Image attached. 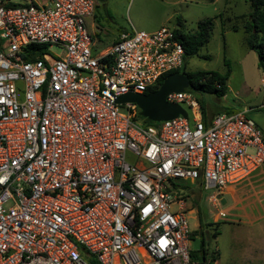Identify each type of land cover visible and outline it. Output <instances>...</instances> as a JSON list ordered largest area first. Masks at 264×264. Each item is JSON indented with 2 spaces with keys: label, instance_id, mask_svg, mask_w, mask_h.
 I'll use <instances>...</instances> for the list:
<instances>
[{
  "label": "built area",
  "instance_id": "1",
  "mask_svg": "<svg viewBox=\"0 0 264 264\" xmlns=\"http://www.w3.org/2000/svg\"><path fill=\"white\" fill-rule=\"evenodd\" d=\"M97 1L0 0V264H199L170 181L245 179L264 133L246 111L144 124L118 97L180 69L184 46L162 26L95 51ZM167 100L199 109L189 88Z\"/></svg>",
  "mask_w": 264,
  "mask_h": 264
},
{
  "label": "rangeland",
  "instance_id": "2",
  "mask_svg": "<svg viewBox=\"0 0 264 264\" xmlns=\"http://www.w3.org/2000/svg\"><path fill=\"white\" fill-rule=\"evenodd\" d=\"M249 11L246 0L97 1L94 14L106 32L97 35L96 51L110 44L119 31L153 32L162 26L174 28L179 23L185 31L193 32L198 22L211 18L214 21L212 37L198 55L188 59L187 71L225 74L229 70L228 88L224 95L219 96L190 87L189 91L202 101L205 111L203 114L200 105L199 109L187 107L189 120L192 123L195 114L201 119H209L218 111H246L264 133V74L258 66L256 51L244 42L241 19ZM228 16L233 20H228ZM90 19L87 18V24ZM233 25L239 29L234 31ZM53 51L62 52L58 46H54ZM120 110L127 112L124 107ZM170 184L174 189L172 196L182 197L187 206L191 249L199 250L204 241L209 255L216 253L220 264H260L254 258L257 241L264 236V229H261L262 226L264 228V207L261 205L263 201L256 197L258 190L242 194L233 189L237 184H227L223 188L222 202L212 198L218 191L216 188H206L198 181L173 179Z\"/></svg>",
  "mask_w": 264,
  "mask_h": 264
},
{
  "label": "trees",
  "instance_id": "3",
  "mask_svg": "<svg viewBox=\"0 0 264 264\" xmlns=\"http://www.w3.org/2000/svg\"><path fill=\"white\" fill-rule=\"evenodd\" d=\"M214 1V0H212ZM249 3L250 11L241 16L242 27L244 29V42L248 48L256 51L258 56V66L264 74V0H246ZM234 30H238L239 26L233 25ZM214 29L213 19H206L198 22L197 29L195 31H185L180 28L175 29L177 38L182 42L185 49V61L180 69L171 71L162 77H160L153 88L149 89L147 93L157 90L165 77L170 73L184 72L190 78L191 89L195 91H202L207 93H216L221 96L227 91V79L229 75V70L225 74H220L216 71H187V61L190 57L199 54V50L205 46L211 39ZM1 44V43H0ZM42 44H31L26 49L27 53L24 54V58L27 60H32L33 58L40 56L43 52ZM202 113L204 114V104L198 99ZM139 119L142 120L144 124H153L154 122L144 117L142 111L139 110ZM206 121V119H204ZM191 261L199 264H218V255L209 252L204 246V241H202L199 250L190 251Z\"/></svg>",
  "mask_w": 264,
  "mask_h": 264
},
{
  "label": "water",
  "instance_id": "4",
  "mask_svg": "<svg viewBox=\"0 0 264 264\" xmlns=\"http://www.w3.org/2000/svg\"><path fill=\"white\" fill-rule=\"evenodd\" d=\"M190 87V78L186 73H170L157 90L145 94H123L118 97L117 102L120 104L127 102L137 104L143 116L154 122L173 119L180 115L188 119L187 109L180 103L169 102L167 96L174 92H184Z\"/></svg>",
  "mask_w": 264,
  "mask_h": 264
},
{
  "label": "crops",
  "instance_id": "5",
  "mask_svg": "<svg viewBox=\"0 0 264 264\" xmlns=\"http://www.w3.org/2000/svg\"><path fill=\"white\" fill-rule=\"evenodd\" d=\"M98 1H100V0H98ZM103 1H105V0H103ZM214 1H216V0H214ZM100 2H102V1H100ZM227 19L230 21L233 20V18L229 17V16L227 17ZM87 27H88V30L90 31V33L92 34V36H94L93 37L94 38V50L96 51V38L98 37L97 35L103 34L104 32H106V28L97 22L95 14L93 17H91L89 24H87ZM175 28H180V24L179 23L176 24ZM234 31H237V30H234ZM122 32H124V31H119L116 35V38H114L110 44L106 45L102 49H99V51L104 50L105 48L110 46L119 37V34ZM200 113H201V110H200ZM217 113H220V112L218 111L214 115H216ZM214 115L210 116L209 119H211ZM195 116H197V114H195ZM197 117H199V116H197ZM258 127L262 130L261 126H258ZM235 184H237V185L233 186V189H235L236 191H238L242 194H250L251 192H255L256 190H258L259 195L256 197L258 200H260L261 202L263 201V203H264V169H258L257 171H255L254 173H252L251 175L246 177L245 179H242ZM235 184H231V185H235ZM228 193H230V192H228ZM223 194H225L224 189H222L221 191H217V193L215 195L217 196V199L224 202V198H222ZM231 195L235 196L236 194L231 193ZM263 203H261V205L264 207ZM261 229H264L263 226L261 227ZM254 255H255L254 258L257 259L260 264H264V236L262 238L258 239L257 244L254 248ZM217 263L220 264L219 258H218Z\"/></svg>",
  "mask_w": 264,
  "mask_h": 264
}]
</instances>
